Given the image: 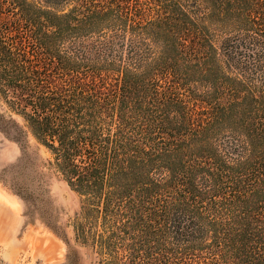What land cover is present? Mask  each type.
I'll use <instances>...</instances> for the list:
<instances>
[{"label": "trees", "instance_id": "obj_1", "mask_svg": "<svg viewBox=\"0 0 264 264\" xmlns=\"http://www.w3.org/2000/svg\"><path fill=\"white\" fill-rule=\"evenodd\" d=\"M74 1L31 6L32 35L0 20V94L82 196L75 239L95 264H264V0ZM79 63L118 71L116 102L54 71Z\"/></svg>", "mask_w": 264, "mask_h": 264}, {"label": "rangeland", "instance_id": "obj_2", "mask_svg": "<svg viewBox=\"0 0 264 264\" xmlns=\"http://www.w3.org/2000/svg\"><path fill=\"white\" fill-rule=\"evenodd\" d=\"M77 3L74 0L54 3L49 0H0V20L11 22V32L28 36L34 34V26L25 20L33 14L31 6L64 13ZM212 33L225 70L247 79L250 72L247 66H241L244 70L237 64L230 65L227 60L222 49L225 34L218 30ZM28 41H25L26 49L31 52L34 47ZM57 48L63 49L62 44ZM47 63L51 68L56 62L47 59ZM87 64L79 63L70 72L69 66H56L54 71L71 84L87 82L99 87L102 107L112 105L118 99V71ZM260 64L264 68V56ZM251 76L253 87H264L262 69ZM197 89L202 88L198 86ZM111 114L114 117V112L104 117ZM108 121L103 126L114 130L115 124ZM51 162L50 151L37 141L23 116L0 94V264H95L99 259L93 247L75 239L73 223L82 205V196L67 185ZM199 264L219 262L207 258Z\"/></svg>", "mask_w": 264, "mask_h": 264}]
</instances>
